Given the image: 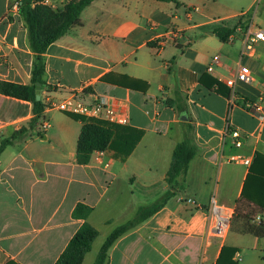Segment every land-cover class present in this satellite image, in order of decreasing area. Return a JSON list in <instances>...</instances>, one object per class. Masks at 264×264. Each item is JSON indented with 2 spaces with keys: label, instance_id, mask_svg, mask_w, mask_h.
Returning a JSON list of instances; mask_svg holds the SVG:
<instances>
[{
  "label": "crops",
  "instance_id": "0c3cea01",
  "mask_svg": "<svg viewBox=\"0 0 264 264\" xmlns=\"http://www.w3.org/2000/svg\"><path fill=\"white\" fill-rule=\"evenodd\" d=\"M14 1L21 0H0V81L28 85L35 55L26 28L5 21ZM70 1L38 3L57 12ZM257 13L258 24H264V0L92 1L81 12V25L43 54L40 99L46 94L63 99L82 88L85 99L91 94L114 97L126 108L127 127L142 131V138L124 161L104 150L78 164L82 122L57 110L44 111L26 139L14 140L0 154V264H54L84 222L72 216L79 204L91 208L86 221L102 238L98 245L95 239L82 261L94 264L114 228L139 208L157 203L155 213L113 243L105 264H216L224 245L237 250V264L243 262V245L259 255L255 264H262L264 240L231 228L218 238L207 213L214 200L234 214L251 166L219 165L221 150L249 156L252 162L259 155L255 168L264 172V126L259 128L247 110L264 93V42L242 55L238 30ZM218 28L234 30L232 39H218ZM216 55L222 65L209 74L206 68ZM240 64L251 69L253 81L236 85L237 99L230 107L224 80ZM32 117L29 101L0 94V141ZM226 122L240 130L241 149H233L229 139L221 146ZM179 143L195 155L173 183V196L162 203ZM257 217L256 225L264 220V215Z\"/></svg>",
  "mask_w": 264,
  "mask_h": 264
},
{
  "label": "trees",
  "instance_id": "16d2710c",
  "mask_svg": "<svg viewBox=\"0 0 264 264\" xmlns=\"http://www.w3.org/2000/svg\"><path fill=\"white\" fill-rule=\"evenodd\" d=\"M41 1L21 0V15L27 31L28 45L35 55L30 84L20 85L0 81V94L29 101L32 104L33 117L26 126L14 132L9 139L0 141V154L14 140L26 139L29 136V132L40 124L44 104L41 99L39 101L36 100L35 85L36 83H40L41 86L44 84L43 54L50 44L66 34L71 28L81 25V12L94 0H72L64 6L62 11L57 12L38 3ZM156 1L170 2L171 0ZM45 19H49L55 25L46 26ZM240 23H243V21ZM233 32L234 30L232 29L218 28L214 31V34L218 39L226 42ZM213 85L217 89L219 84L214 82ZM129 87L132 89L137 88L132 85H129ZM68 116L81 121L83 124L76 147L78 164H87L94 152L104 150L112 152L115 159L124 161L133 152L143 135L142 131L127 126H119L82 116ZM194 155L193 148L185 143H179L175 146L166 173V182L170 185V189L163 197L162 203L173 196L176 190L173 183L179 176L186 173ZM259 157L258 155L253 160L245 179L241 200L237 203L234 211L231 230L264 240V221H260L257 225L255 224L257 215H264V172L255 168V163ZM159 204L141 209L132 220L114 228L106 238L94 264H105L108 250L113 243L155 213L159 209ZM90 212L91 208L81 204L77 205L73 210L72 216L82 219L84 222L69 240L54 264H82L85 255L91 251L92 244L98 236V231L86 221ZM236 252L235 248L222 246L216 264H237L233 261Z\"/></svg>",
  "mask_w": 264,
  "mask_h": 264
},
{
  "label": "built area",
  "instance_id": "2783aa9c",
  "mask_svg": "<svg viewBox=\"0 0 264 264\" xmlns=\"http://www.w3.org/2000/svg\"><path fill=\"white\" fill-rule=\"evenodd\" d=\"M20 5L21 1H15L12 5L11 12H16ZM238 30L243 33L242 55H249L254 50V45L257 42H264V31L256 28L253 24V19L247 21L244 30L240 27H238ZM171 34L173 37L178 36L176 31H173ZM230 39H232V36L228 37V40ZM221 65L222 62L219 56H213L210 64L206 68V72L212 74L214 72V67H219ZM252 81L253 75L251 69L247 65L242 64L239 65L232 77L224 80V84L229 90L228 102L230 107H233L237 99L236 85H249ZM83 90L82 88L79 91H71L68 96L63 99H55L46 94L43 99V112L53 109L67 115L97 119L119 126H127L129 124L126 108L116 98L104 94H91L85 99ZM247 110L256 119L259 128L264 126V93H262L257 101L249 102L247 104ZM42 127L46 128L47 124L43 123ZM228 139L233 149L238 150L242 148L243 137L240 130L230 122L225 123L221 134V146H223ZM100 153L101 151H99V154ZM218 164H240L249 167L252 164V158L241 153L225 155L224 151L221 150L218 154ZM207 213L212 222V235L218 238L225 237L230 229V221L233 212L226 207L218 205L212 200L207 209Z\"/></svg>",
  "mask_w": 264,
  "mask_h": 264
},
{
  "label": "rangeland",
  "instance_id": "374dc122",
  "mask_svg": "<svg viewBox=\"0 0 264 264\" xmlns=\"http://www.w3.org/2000/svg\"><path fill=\"white\" fill-rule=\"evenodd\" d=\"M15 2V1H14ZM5 21L6 22H10V23H12V22H15V21H17V22H22L23 23V25H24V27H25V23H24V20H23V18H22V15H21V5H20V7H19V9L16 11V12H10L9 14H8V16L6 17V19H5ZM45 25L46 26H54L55 24H54V22H51L49 19H45ZM260 21H261V17H259V14L257 13L256 15H255V17L253 18V24L257 27V28H259V29H262V28H264V24H261V25H259L258 23H260ZM44 24V23H43ZM127 202H128V200H126V199H124V203H123V209H125L126 208V206H128L127 205ZM155 205V204H154ZM152 205H150V206H147V207H141V208H139L137 211H136V213H134L133 215H131L130 217H129V220L128 221H130V220H132L138 213H139V211L141 210V209H144V208H149V207H151ZM240 210V209H239ZM234 215V214H233ZM233 215H232V218H231V221H230V228H231V226H232V223H233ZM128 221H126L125 223H127ZM124 223V224H125ZM100 230H101V234H102V232H103V229H102V227H100ZM108 237V236H107ZM106 237V238H107ZM102 240V238H97V240H96V245H98V243H100V241ZM106 240V239H105ZM105 242V241H104ZM104 244V243H103ZM103 244H102V246H103ZM102 246H101V248H102ZM93 247H94V245H93ZM95 248H96V246H95ZM95 248H93V251H95L94 249ZM101 248H100V251H101ZM243 248H244V250L242 251V252H240L241 253V257H242V260H243V262L241 261L240 262V264H244V263H246V264H255V261H258L257 259V256H259V255H257V254H254V253H252L251 251H250V249H251V247H249V249L247 250L246 248V246L245 245H243ZM99 251V252H100ZM108 254V253H107ZM262 264H264V262H262Z\"/></svg>",
  "mask_w": 264,
  "mask_h": 264
},
{
  "label": "water",
  "instance_id": "95a60500",
  "mask_svg": "<svg viewBox=\"0 0 264 264\" xmlns=\"http://www.w3.org/2000/svg\"><path fill=\"white\" fill-rule=\"evenodd\" d=\"M40 89H41L40 83H36V85H35V96H36L37 101L40 100Z\"/></svg>",
  "mask_w": 264,
  "mask_h": 264
}]
</instances>
